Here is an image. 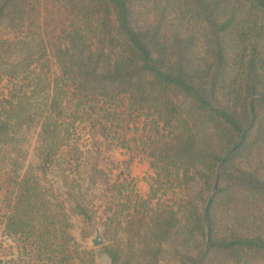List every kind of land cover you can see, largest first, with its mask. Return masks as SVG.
Here are the masks:
<instances>
[{
	"label": "trees",
	"instance_id": "obj_1",
	"mask_svg": "<svg viewBox=\"0 0 264 264\" xmlns=\"http://www.w3.org/2000/svg\"><path fill=\"white\" fill-rule=\"evenodd\" d=\"M80 127L143 154L148 193ZM85 178L110 264H264V0H0V264H95Z\"/></svg>",
	"mask_w": 264,
	"mask_h": 264
},
{
	"label": "rangeland",
	"instance_id": "obj_2",
	"mask_svg": "<svg viewBox=\"0 0 264 264\" xmlns=\"http://www.w3.org/2000/svg\"><path fill=\"white\" fill-rule=\"evenodd\" d=\"M38 132L39 128L26 129V131L23 132L24 139L20 147L23 152L21 163H23L24 169L28 167L34 168L38 163ZM95 135L96 139L99 140L95 141V138H89L87 129L85 127H80L73 140L78 141L81 149L91 150L95 157H98L99 167L103 169L104 173L111 181H115L116 177H119V180H123L127 177L137 184V189L141 195L147 194L151 178L153 177V170L149 166V160L138 152V150L129 149L126 146L122 148L115 139H102L98 132ZM99 145L100 147L98 148ZM48 179L55 183L56 188L61 187V185H58L56 182L58 178L49 175ZM83 186L84 188L90 186L88 197L92 199L91 204L93 205L92 210L94 211L93 221L89 224L84 223L78 215L72 213L71 222L73 227L71 229V234L85 248L95 249L97 254L95 264H97V260L101 258L100 255L102 254H100L99 246H93L92 240L99 236L106 242L100 217L102 215L101 211L105 205L104 203H106L105 201L107 200L101 192L103 187L99 182L91 185L85 178L83 180ZM62 189L61 187L60 191ZM109 197V200H111L114 196L111 195ZM70 205L71 202H68L67 206L70 207ZM100 261L102 260L100 259ZM99 264H103V262H99ZM162 264H171V262H163Z\"/></svg>",
	"mask_w": 264,
	"mask_h": 264
},
{
	"label": "water",
	"instance_id": "obj_3",
	"mask_svg": "<svg viewBox=\"0 0 264 264\" xmlns=\"http://www.w3.org/2000/svg\"><path fill=\"white\" fill-rule=\"evenodd\" d=\"M93 246H102L105 241L102 240L99 236H97L95 239L92 240Z\"/></svg>",
	"mask_w": 264,
	"mask_h": 264
},
{
	"label": "crops",
	"instance_id": "obj_4",
	"mask_svg": "<svg viewBox=\"0 0 264 264\" xmlns=\"http://www.w3.org/2000/svg\"><path fill=\"white\" fill-rule=\"evenodd\" d=\"M101 256V260L102 261H100V259L99 260H97V264H99V262H103V264H110L109 263V259L106 257V256H104V255H100Z\"/></svg>",
	"mask_w": 264,
	"mask_h": 264
}]
</instances>
